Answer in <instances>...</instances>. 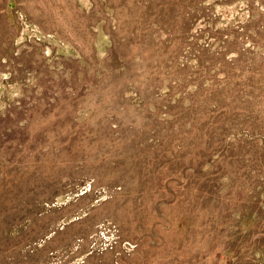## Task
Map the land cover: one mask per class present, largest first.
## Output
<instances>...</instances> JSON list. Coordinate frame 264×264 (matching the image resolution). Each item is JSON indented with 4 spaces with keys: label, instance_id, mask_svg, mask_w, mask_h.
<instances>
[{
    "label": "rangeland",
    "instance_id": "obj_1",
    "mask_svg": "<svg viewBox=\"0 0 264 264\" xmlns=\"http://www.w3.org/2000/svg\"><path fill=\"white\" fill-rule=\"evenodd\" d=\"M257 5L0 0V264H264Z\"/></svg>",
    "mask_w": 264,
    "mask_h": 264
},
{
    "label": "crops",
    "instance_id": "obj_2",
    "mask_svg": "<svg viewBox=\"0 0 264 264\" xmlns=\"http://www.w3.org/2000/svg\"><path fill=\"white\" fill-rule=\"evenodd\" d=\"M252 2H254L255 4L258 3V5H257L258 9H259L258 11H260V16L259 17L264 20V0H252ZM252 40L254 41L253 42V48L256 49L257 52L264 53V40L262 41V43H259L258 40L255 39L254 37H252Z\"/></svg>",
    "mask_w": 264,
    "mask_h": 264
}]
</instances>
